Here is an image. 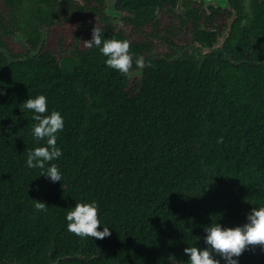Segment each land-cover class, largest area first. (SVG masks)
Returning a JSON list of instances; mask_svg holds the SVG:
<instances>
[{"label": "trees", "instance_id": "trees-1", "mask_svg": "<svg viewBox=\"0 0 264 264\" xmlns=\"http://www.w3.org/2000/svg\"><path fill=\"white\" fill-rule=\"evenodd\" d=\"M42 2L22 52L8 44L17 22L0 20V264H189L184 249L208 247L207 226H242L264 207V0H251L250 15L232 0L231 24L190 0H118L121 21L105 0ZM95 25L130 41L127 75L84 46ZM196 44L210 53L188 55ZM39 95L64 119L51 162L61 182L41 176L50 164L26 163L47 146L20 108ZM93 201L98 231L111 230L102 240L67 230V213ZM238 260L264 264V247Z\"/></svg>", "mask_w": 264, "mask_h": 264}, {"label": "clouds", "instance_id": "clouds-1", "mask_svg": "<svg viewBox=\"0 0 264 264\" xmlns=\"http://www.w3.org/2000/svg\"><path fill=\"white\" fill-rule=\"evenodd\" d=\"M159 14V9H156ZM84 46L99 48L100 52L107 57L106 65L118 71L121 75H127L133 67V56L130 54V41L103 39L102 32L96 25L92 29V39L83 41ZM138 68H145L143 56L135 59ZM21 111L34 113L32 119L37 123L32 128L33 138L37 141L45 140L46 145L29 150L27 153V166L29 168L45 169L41 176L50 178L53 183L61 182L63 177L56 164L51 163L62 155L57 147L58 133L64 129V119L58 111H52L48 115V102L44 95L29 98L22 105ZM223 143V137L218 140ZM63 187V185H62ZM37 211H47V204L36 200L34 205ZM67 230L81 238L104 239L111 236V230L104 227L98 231L101 223L98 219V204L77 203L75 208L67 213ZM248 222L235 228H224L220 224H214L205 228L206 236L204 242L208 246L201 250L196 246L184 249L189 256V264H220L214 258V253L221 256L227 264H239L238 258L249 248V246L264 247V207L253 208L248 214ZM198 239V238H197Z\"/></svg>", "mask_w": 264, "mask_h": 264}, {"label": "flooded vegetation", "instance_id": "flooded-vegetation-1", "mask_svg": "<svg viewBox=\"0 0 264 264\" xmlns=\"http://www.w3.org/2000/svg\"><path fill=\"white\" fill-rule=\"evenodd\" d=\"M7 1L8 0H0V20L1 21L12 20V21H16L17 24H19V22H21V21L39 20V19H41V17L42 18L44 17L45 12H46L45 11L46 10L45 9L46 4H45V2H42V0H13V4H14L13 6H8ZM56 1L64 2L65 0H56ZM75 1L83 3L84 0H75ZM190 1L197 3L199 5L203 4L204 8L206 10H209V8L210 9L211 8H215V9L222 8L223 10H225L227 12V16H230V13H232L234 11V9L231 5L232 0H190ZM105 2H106V8H105L106 15L111 17L112 19L121 21L124 13L117 10V12H119V15H109L107 12V0H105ZM242 3H243V1H242ZM117 4H118V0L116 1V7H117ZM184 8L186 9V6H184V4H182L180 11H181L182 15L186 16V11L188 9L185 12H183ZM26 10L31 11L30 16L26 15V13H27ZM233 18H234V15L230 16L229 24L232 23ZM17 24H14V26H16ZM20 29L23 31V28H20ZM26 33H27V31H24V33H23L24 38H27ZM15 34L13 33L12 36ZM21 41H22V39H21ZM26 42H27V40H26ZM26 42H23L20 45L21 48L26 44ZM20 51L22 52V49Z\"/></svg>", "mask_w": 264, "mask_h": 264}, {"label": "rangeland", "instance_id": "rangeland-1", "mask_svg": "<svg viewBox=\"0 0 264 264\" xmlns=\"http://www.w3.org/2000/svg\"><path fill=\"white\" fill-rule=\"evenodd\" d=\"M243 1V5H244V8H245V11H246V14L250 15L251 14V8H250V3H251V0H242ZM187 9H183V12H185ZM27 13L26 15L27 16H30L31 15V11L30 10H26ZM185 16V15H184ZM186 17V16H185ZM29 21H21L19 22V24H17L16 26L13 27V33L15 35L13 36H9V38H11L10 40H8V44L9 46H11L15 51H19L21 50V44L23 42H26L27 38H24V31H30L28 25ZM20 28H23V31L20 29ZM167 37V36H166ZM22 41H21V39ZM187 38H189V35L187 36ZM191 38V37H190ZM174 41L178 44L179 42L177 41V39H174ZM158 44V50L159 52H164L165 50H167V44L163 41H158L157 42ZM182 44V42H181ZM210 49H203L201 48V45L200 44H196V45H193L189 48V50L187 51L188 55L190 56H194L196 58H203L205 55L209 54L210 53ZM135 75H139V73H134V74H131V76H135Z\"/></svg>", "mask_w": 264, "mask_h": 264}, {"label": "water", "instance_id": "water-1", "mask_svg": "<svg viewBox=\"0 0 264 264\" xmlns=\"http://www.w3.org/2000/svg\"><path fill=\"white\" fill-rule=\"evenodd\" d=\"M117 0H107V12L109 15H119L116 9Z\"/></svg>", "mask_w": 264, "mask_h": 264}]
</instances>
